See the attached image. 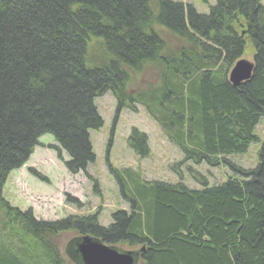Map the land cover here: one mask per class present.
<instances>
[{"label":"trees","instance_id":"1","mask_svg":"<svg viewBox=\"0 0 264 264\" xmlns=\"http://www.w3.org/2000/svg\"><path fill=\"white\" fill-rule=\"evenodd\" d=\"M247 48L251 75L233 85L229 70ZM146 70L157 83L128 89ZM106 92L116 101L111 135L119 111L141 105L182 154L174 172L187 162L221 165L225 179L209 183L190 168V186L109 167L128 208L106 226L98 213L42 220L11 207L2 187L42 135L67 154L69 172H86L95 161L89 131L103 124L94 99ZM260 121V0H215L207 12L182 0H0V214L8 224L0 264H79L76 237L86 234L137 251V264H264V141L252 167L230 159L257 141ZM127 142L139 157L149 150L135 129ZM68 232L62 255L54 238Z\"/></svg>","mask_w":264,"mask_h":264},{"label":"rangeland","instance_id":"2","mask_svg":"<svg viewBox=\"0 0 264 264\" xmlns=\"http://www.w3.org/2000/svg\"><path fill=\"white\" fill-rule=\"evenodd\" d=\"M182 1L192 4L198 12H207L208 6L214 4L215 0ZM260 3L264 5V0H260ZM168 40L174 41L170 38ZM171 44L175 46V43ZM241 58L251 62V50L247 48ZM155 75V71L149 70L143 75L133 73L128 89L133 91L146 87L148 83L156 84ZM94 104L103 121L99 129L89 131L95 161L87 166L86 172L73 174L64 166V162L68 160L67 154L62 151L58 156L50 148L56 144L53 137L49 134L42 135L26 162L9 173L2 187V197L11 207L22 211L29 209L36 219L42 220H58L70 214L98 213V222L106 226L111 222L112 212L128 208L120 196L109 167L137 171L142 178L148 180L176 182L181 178L190 186H195L194 180L189 178L190 168L202 174L209 183L223 181L229 173L221 165L210 167L205 163L195 165L190 162L180 164L178 171L174 172L173 167L183 159L182 154L165 138L157 122L141 105H135V112L127 108L121 109L111 135L116 109L113 95L106 92L96 97ZM133 129L147 137L149 150L144 157H139L128 145L127 139ZM254 133L257 141L250 145L245 154L230 156L233 163L245 168L255 164L260 143L264 141L263 121L257 124ZM67 195L76 202L66 203ZM7 227L6 220L0 214V229ZM71 237L72 233L68 232L54 238V243L62 255L65 242ZM121 247L126 249L123 245Z\"/></svg>","mask_w":264,"mask_h":264},{"label":"water","instance_id":"3","mask_svg":"<svg viewBox=\"0 0 264 264\" xmlns=\"http://www.w3.org/2000/svg\"><path fill=\"white\" fill-rule=\"evenodd\" d=\"M252 68V62L238 60L229 72L230 82L237 85L249 78ZM76 252L79 264H136L138 258L137 251H122L88 235L77 238Z\"/></svg>","mask_w":264,"mask_h":264}]
</instances>
